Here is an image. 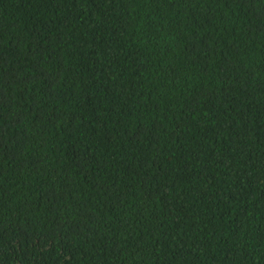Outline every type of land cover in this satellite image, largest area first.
Wrapping results in <instances>:
<instances>
[{"label":"trees","instance_id":"16d2710c","mask_svg":"<svg viewBox=\"0 0 264 264\" xmlns=\"http://www.w3.org/2000/svg\"><path fill=\"white\" fill-rule=\"evenodd\" d=\"M0 264H264V0H0Z\"/></svg>","mask_w":264,"mask_h":264}]
</instances>
